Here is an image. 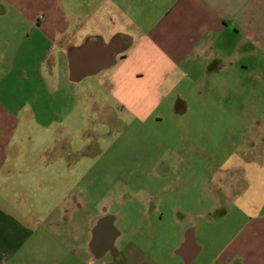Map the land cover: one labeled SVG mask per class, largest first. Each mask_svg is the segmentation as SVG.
<instances>
[{
  "label": "rangeland",
  "instance_id": "rangeland-1",
  "mask_svg": "<svg viewBox=\"0 0 264 264\" xmlns=\"http://www.w3.org/2000/svg\"><path fill=\"white\" fill-rule=\"evenodd\" d=\"M0 35L7 37L9 56L19 33ZM31 59L32 80L25 82L14 79L18 67L13 72L0 57V76L12 71L0 85V106L9 111L1 121H7L6 128L10 118L15 124L7 128L0 206L28 221L38 236L9 264H55L64 255L60 264H94L80 244L89 239L84 231L93 220H113V227L128 235L154 220L147 248L166 256L185 228L172 220H196L198 230L193 229L204 251L194 264H213L246 218L260 211L264 192L252 188L241 196L245 186L237 176L225 178L227 193L214 188L211 195L202 181L233 152L232 140H244L242 126L264 115V80L256 91L225 100L222 75L214 74L205 92L197 71L194 79L186 76L178 89L166 92L142 121L111 96L106 73L69 84L59 76L53 86L43 79L48 74L40 54ZM230 189L240 193L239 200L230 199ZM75 195L84 198V207L67 211L66 199ZM86 249L93 253L94 244Z\"/></svg>",
  "mask_w": 264,
  "mask_h": 264
},
{
  "label": "crops",
  "instance_id": "crops-1",
  "mask_svg": "<svg viewBox=\"0 0 264 264\" xmlns=\"http://www.w3.org/2000/svg\"><path fill=\"white\" fill-rule=\"evenodd\" d=\"M7 33H19L9 56L7 37L0 35V57L13 72L19 70L14 79L32 80L27 65L34 54H40L43 68L46 65L42 71L48 74L43 79L53 86L59 76L69 84L106 73L111 96L142 121L159 107L166 92L178 89L186 76L194 79L197 71L199 88L205 92L213 75H222L225 100L256 91L264 80V0H0V34ZM11 72L0 76V85ZM1 106L0 173L9 157L7 128L14 124L10 118L13 123L6 128L1 118L9 111ZM242 127L247 130L244 140H232L233 152L202 181L211 195L214 188L227 193L226 179L234 176L244 183L241 196L252 188L264 192V115ZM236 193L232 201L240 199ZM73 198L66 199L67 211L81 210L84 198ZM222 200L217 201L221 210ZM259 208L214 256L213 264H264V201ZM153 221L146 220L145 228L128 235L117 231L113 220H93L84 231L89 239L80 243L83 254L91 255L94 264H194L201 257L204 248L197 243L196 220H172L185 228L170 256L147 248ZM35 238L37 232L28 221L0 206V264L21 258L23 244ZM60 240L65 241L62 235ZM91 244L93 253L86 249Z\"/></svg>",
  "mask_w": 264,
  "mask_h": 264
},
{
  "label": "built area",
  "instance_id": "built-area-1",
  "mask_svg": "<svg viewBox=\"0 0 264 264\" xmlns=\"http://www.w3.org/2000/svg\"><path fill=\"white\" fill-rule=\"evenodd\" d=\"M42 16H39V18H41Z\"/></svg>",
  "mask_w": 264,
  "mask_h": 264
}]
</instances>
